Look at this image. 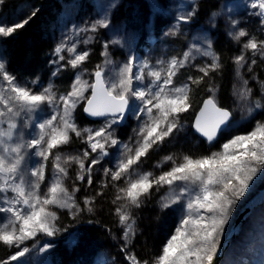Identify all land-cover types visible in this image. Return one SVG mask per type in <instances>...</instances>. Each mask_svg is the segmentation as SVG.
Listing matches in <instances>:
<instances>
[{
    "label": "snow or ice",
    "instance_id": "6c2138e0",
    "mask_svg": "<svg viewBox=\"0 0 264 264\" xmlns=\"http://www.w3.org/2000/svg\"><path fill=\"white\" fill-rule=\"evenodd\" d=\"M6 3L7 0H0V6ZM245 6L256 10L251 14L260 18L264 29V0H246ZM115 7V0L102 5L97 19L83 26L74 25L55 45L54 58L48 61L51 78L46 85L38 76L22 82L9 71L10 61L0 49V246L18 249L7 259H0V264H19V259L33 249L49 252L55 247L54 242L40 244V240L67 232L57 224L58 211L66 210L74 221L85 213L95 215L98 198L105 197L109 188L115 190L111 203L117 205L115 215L123 229L120 252L126 264H150L131 249L137 236L133 209L140 208L166 186L168 194L160 197L161 210L178 206L184 214L151 264H214L226 236L225 225L237 202L251 195L257 180L264 181V120H255L250 131L228 136L219 151L195 159L170 154L163 158L165 163L170 162L167 170L159 174L138 171L150 152L177 140L184 130L181 114L195 103L192 94H198L202 84L207 86L206 78L211 82L221 75L224 65L207 36L197 37L186 51L155 63L136 55L131 48L124 61H114L111 46L125 47L124 38L118 35L120 30L110 19ZM178 8L181 11L175 17L176 23L165 36L182 35L180 24L190 23L196 15L195 0H190V11H182L183 4ZM232 12L225 5L212 13L210 24L215 27L217 17L227 16L228 35L241 44L240 54L233 57L238 66L236 74L240 76V69L247 66L246 71L254 75L256 57L264 60V39L238 27L241 21L233 18ZM35 15L33 10L30 16L12 25L0 21V45ZM102 29L111 30L114 36L102 43L104 60L90 72L86 65L91 49L86 46ZM89 32L96 36L86 35ZM80 45L85 47L78 51ZM197 58L202 62L197 63ZM69 69L74 72V79L67 89L61 90L54 79ZM189 70L199 74L193 76ZM85 74L91 82L83 78ZM247 85L248 80H243L234 95L246 103L251 116L257 110L264 111V98L255 99ZM217 90L208 88L211 95L198 108L193 124L209 144L236 128L233 112L218 105ZM81 105L88 116L101 120L99 127L78 125L76 112ZM130 120L137 121L135 139L122 141L117 129ZM74 137L86 147L75 155L67 154L65 146L73 143ZM94 173H101L102 178L94 182ZM81 188L91 189L94 194L80 201L76 193ZM261 257L258 264H264V252Z\"/></svg>",
    "mask_w": 264,
    "mask_h": 264
},
{
    "label": "trees",
    "instance_id": "16d2710c",
    "mask_svg": "<svg viewBox=\"0 0 264 264\" xmlns=\"http://www.w3.org/2000/svg\"><path fill=\"white\" fill-rule=\"evenodd\" d=\"M67 1L70 0H31L33 6L32 11L36 10V15L32 17L23 29H19L12 37L6 38L5 42L0 45V49L7 54V59L10 61L8 66L9 71L16 74L21 81L25 79H35L38 76L40 82L43 84V81L51 78L52 68L48 61L54 58L52 56V49L57 44L56 35L59 31V26H63L65 21V19H63V7L64 3ZM234 1L232 5L228 6L235 8L240 16L241 23L239 26L247 28L250 34L253 32V34H255L254 36L258 39H264V29L261 28L259 23L260 18L252 15L251 12L249 13L243 0ZM222 2L223 0L198 1L196 3V15L194 16V18L197 19V23H199L198 26L211 17L212 13L222 10L224 6ZM115 3L116 7L111 9L110 17L115 22H124L126 26H133L141 31V44L138 46L139 49L144 47L148 53L153 49L156 58L165 60L173 55L182 53L181 50L179 53H172L176 49H173L169 45L171 37L164 35L165 28L168 24L165 10L167 5H165L164 0H158L157 6H153L151 0H117ZM151 9L153 10L152 19L150 18ZM16 10L21 12V6L19 7L16 5L15 11ZM5 16L9 20L10 13L5 14ZM159 26L161 30H159ZM147 30H149L148 35ZM227 33L226 22L217 17L216 26L213 27V33L210 37L213 41V47L221 56L224 68L220 77L216 76L211 82H207L206 78L207 86L202 84L198 90V94H192V98L195 100L193 108L183 114L186 115L188 121L193 122L198 108L201 107L204 99L211 95L208 88L214 86V81H218L219 87V90L216 91V100L222 106L231 109L232 102L229 92L233 84L232 58L233 52H236L237 49H235L232 42L229 41ZM160 37L164 38L161 45L158 44ZM96 48V51L90 55V61L87 63L90 67H94L97 63L103 61V56L100 53V46L98 47V45H96ZM248 55H251V53ZM253 68L254 75H257V82L251 80L250 85L253 86V90L256 91L255 99L260 100L264 98V63L257 59V64L254 65ZM188 74L195 76L199 73L195 70H189ZM73 79L74 72L69 69L63 71L58 78L54 79V82L61 90H65ZM193 109H196V111ZM233 114H235V112H233ZM263 114L264 111L260 110L258 117H261ZM76 117L80 123V127L81 125H97L101 122V120L97 121L88 118L83 111V105L77 108ZM130 124L135 126L132 120ZM245 126L244 128L248 129L249 125L246 124ZM122 129H127V127L120 125L119 130ZM227 134H225V136ZM75 139L74 137L73 143L65 148L73 146L75 144ZM179 139L185 140L184 149L191 147V144L194 145L193 142L196 143V146L200 145L197 149L202 150V154L199 156H197V154L190 155L192 158L210 154L211 147L214 145L210 147L206 139L193 132L191 126L187 130H183V134ZM188 151L190 150L184 152ZM204 151L205 153H203ZM99 178H102L101 173L94 175V182ZM65 182L67 185L69 184L68 181ZM69 191H71L70 185ZM93 194L94 192L91 189L85 191L81 188V191L76 193L78 196L76 197L78 200L80 199V201H82L84 196ZM157 194L158 193H154V195L144 203V207L142 205L138 208L140 211L137 215H140L141 219L136 218L137 229H139L140 226L142 229H146V232L142 234L137 233L136 238L132 241L131 249L139 258L150 254V250L153 249L155 251L159 250L160 254L161 248L166 243L167 239L174 233L178 225L177 217L174 215L173 210H161L160 199ZM114 195L115 190L111 188L106 190V196L98 198V207L95 215H81L78 218L81 220L77 219L74 221L71 214L66 210L58 211L60 219L57 221V224L58 226L66 228L67 232H61L55 238H43V241L51 240L55 244V247L49 251V254H55V260L53 258L54 262L52 261V264H91L93 260L98 261V257L101 253H110L109 249L113 250V247H120L119 244L123 242L120 236H118L116 241H112L111 231H109V229L112 231L117 230L114 228L117 222L113 216L116 205L111 203ZM156 201H158V205H156ZM89 220L94 222L89 223ZM248 223L249 221H247L246 224ZM157 224L158 235L155 234ZM165 228L167 229L164 232ZM169 228H171L169 236L164 240V234ZM163 240L164 242L162 244ZM100 241L105 243H101ZM99 243L103 244V246L100 247ZM118 251L122 256V263L126 264L123 254L120 252V248ZM57 258L59 259L58 261H56Z\"/></svg>",
    "mask_w": 264,
    "mask_h": 264
},
{
    "label": "rangeland",
    "instance_id": "374dc122",
    "mask_svg": "<svg viewBox=\"0 0 264 264\" xmlns=\"http://www.w3.org/2000/svg\"><path fill=\"white\" fill-rule=\"evenodd\" d=\"M117 0H115L116 2ZM166 7V16L168 18V24L165 28V32H167L172 26L176 23L175 17L178 14L181 9L178 8L179 4H183L184 8L182 11L187 12L190 11V0H164ZM201 0H195V4ZM244 3L246 4V0H243ZM110 2V0H70L64 3L63 7V19H65L63 26H59V31L57 32L56 35V41L57 43L60 42V40L63 37H66V35L72 30L73 26H83L85 22L91 23V21L97 19L100 14H101V6L102 5H107ZM235 1L234 0H223L222 4L225 5H232ZM151 3L153 6L158 5V0H151ZM16 5L19 7L21 6V12L18 10L15 11ZM223 6V8H224ZM229 7V6H228ZM230 8H232L230 6ZM33 6L31 0H7V3L3 6H0V21H3L6 25H12L18 21H22L23 19L27 18L32 11ZM232 17L235 19L240 20V16L238 15L237 11L235 8H232ZM249 13L254 12L256 10L254 9H249ZM252 10V11H251ZM221 11V10H220ZM10 13L9 20L5 16V14ZM153 17V10L151 9V14L150 18L152 19ZM112 24L116 26L118 30V35L122 36L125 40V47L120 48L119 46H111L110 50L112 52V59L116 62H122L125 60V58L128 55L129 48H131L136 55L140 57H146L149 60H151L153 63H155L156 60L159 58H156V54L154 50L152 49L149 53L148 51L142 47V49L138 48V46L141 44V31L138 30L137 28L133 26H126L124 22L121 21H113L112 18L110 17ZM221 20H224L227 24V31H230V27L227 23V16L225 15L223 18H220ZM199 23H197V19L193 17L192 21L188 24H180L181 32L182 35L177 36V37H171L169 41L170 47L173 49H176L172 53L176 54L179 53L180 50L182 52L187 50V46L190 43L196 42L197 37H204L207 36L212 40L210 35L213 33V27L210 24V17L202 23L200 26H198ZM241 27V26H239ZM248 27V26H247ZM251 28V27H249ZM159 30H161L159 26ZM149 33V30H147V35ZM82 36L85 34H81ZM86 35L89 36H96V34H93L91 32L87 33ZM253 34V32L251 33ZM114 33L111 30H100V33L98 36H96V39L94 40L93 43L87 45V48L91 49V54L96 51V45L98 47L100 46V53L102 52V43L105 40L113 38ZM227 36L229 38V41L232 42L233 47L237 49L236 52H233V57L237 56L240 54L241 50V44L236 43L227 33ZM157 39V38H156ZM164 38L160 37L158 44H162V40ZM247 38H242V41L246 40ZM81 47H85L83 45L78 46V51L80 50ZM90 54V55H91ZM206 59V58H204ZM256 59L261 60L259 57H256ZM104 60V57H103ZM197 63H201L202 59L197 58ZM224 62V61H223ZM262 63H264V60H261ZM101 62L97 64H101ZM96 64V65H97ZM232 70H233V75H232V81L233 84L231 86L229 96L231 98V111L235 112L233 114L234 121L236 122V128L233 133H228L226 136L223 135L221 136L217 141L213 142V144H210L211 151H219L221 150V145L222 143L228 138V136L232 134H237V133H243L250 131L252 128V125L255 120H264V114L261 115V117H258L259 111L253 112L251 116L247 114L246 111V103L242 100H239L237 95H234V91L237 89L241 88L243 85V80H248V87L252 89V95L255 98V93L256 91L253 90V86L250 85L251 80L254 82H257V75H253V73H249L246 71V67L243 69H240V76H237V68L238 66L233 63V58H232ZM95 65V66H96ZM91 72L92 70L95 69L94 67H90L86 65ZM72 71V70H71ZM75 75V74H74ZM220 77V75H219ZM84 79L89 80L91 82V77L88 76V74H85ZM49 80L43 81V84H47ZM23 82V81H22ZM59 87V86H58ZM219 90L218 87V81H214V86ZM60 88V87H59ZM87 95V93H86ZM215 99H216V93H215ZM184 113L181 114L182 117V122L184 124V130H187L190 126L192 127V130L194 133L196 131L193 128L194 124V119L193 122L188 121L186 115H183ZM196 116V115H195ZM76 121L78 125L80 126V123L76 117ZM98 121V120H97ZM131 121V120H130ZM130 121H127L126 124H124L127 129H122L119 130L117 129V135L122 141H128L129 137H132L133 140L135 139V135L133 132V129L137 128V121L132 120L135 124L131 125ZM101 123V122H100ZM100 123L97 125H92V126H85L81 125V127H99ZM248 124V129L244 128L246 127L245 125ZM122 125V124H121ZM93 127V128H95ZM183 132L179 135L177 140H175L173 143L166 145L165 147L161 148L159 151L156 152H150L149 158L146 160V162L143 164L142 167L138 169L139 172H148L151 171L154 174H159L163 170H167L169 167L170 162L165 163L163 161V158L167 155L170 154H175L176 157L182 159L183 155H193L197 154V156L202 154V150H198L197 148L200 147V145L196 146V143L191 144V147H188L184 149L185 145L184 143L185 140H180L179 138L182 136ZM225 136V137H224ZM191 139V138H190ZM205 139V138H204ZM209 144V143H208ZM66 147V146H65ZM86 147V145L82 144L79 140L75 139V144L73 146H69L64 149V152L67 154H77L79 152H82V150ZM186 150H190L188 152H184ZM205 153V151L203 152ZM195 159V158H194ZM179 162V159L177 160ZM160 164L162 165L160 168H157L156 165ZM107 166L111 167V164H108ZM75 168V165L73 166ZM70 176L73 175V172L70 170ZM97 173H94L96 175ZM67 185V183L65 182ZM262 186H264V181L257 180L256 181V186L253 189L251 195H246V197L241 198L239 202H237L235 208L233 209L232 216L229 220V223L225 225V232L226 235L233 225L236 216L240 210V208L246 203V201ZM43 190V186H42ZM168 190L167 186L165 188H162L160 192H158L157 196H159V199L161 196L167 195ZM77 196V195H76ZM115 196V195H114ZM78 197V196H77ZM80 200V199H79ZM156 205H158V201H156ZM117 206V205H116ZM144 207V204H143ZM164 210H169V209H164ZM174 211V215L177 217V222L178 224L180 223L181 217L183 216V211L178 207V206H173L172 209ZM140 210L138 209H133L134 215L136 218L141 219L140 215H137ZM86 214V213H85ZM82 214V215H85ZM92 215V214H91ZM113 216L115 217V221L117 222V225L114 227L117 230L111 231V238L112 241H116L118 236L121 237L123 229L119 225L118 217L115 215V210L113 211ZM81 220V219H78ZM249 223L245 224L243 226V231L242 234L239 235V237L233 241L231 244V247L227 251L224 259L221 261L220 264H241L242 261H247L249 264H258L260 261L261 253L264 252V204L259 207L254 214L250 217L248 220ZM86 222V221H84ZM147 225V224H146ZM178 226V225H177ZM167 228L164 229V232ZM170 229L164 234V240H166L169 236ZM146 232V229H142L139 226V229H137V233L142 234ZM158 232V224L156 225L155 228V234ZM163 232V233H164ZM174 234V233H173ZM225 238V237H224ZM223 238V239H224ZM46 239V238H45ZM222 239V240H223ZM162 241V244L164 242ZM221 240V242H222ZM248 240V241H247ZM47 240L43 241V239L40 240V244H43ZM101 243H105L103 241H100ZM238 242V243H237ZM99 243V246L102 247L103 244ZM123 242H121L119 245H121ZM29 247H31L32 242L29 241L27 242ZM101 244V245H100ZM161 244V246H162ZM23 247V245L21 246ZM120 248V247H119ZM118 247H113V250L109 249L110 253H101L98 257V261L93 260L91 264H104L105 261L108 262V264H123L122 263V256L119 254V249ZM242 248V249H241ZM160 249V248H159ZM15 251H18V249L15 248H7L6 246H0V259H7L10 255L14 254ZM106 251V250H104ZM159 255V250L155 251L150 250V254L144 255L142 259H148L151 264L152 258L155 256ZM55 260V254H49L47 253H39L36 249H33L30 253L26 254L24 257H21L19 259V264H52V261L54 262ZM59 259L57 258L56 261ZM11 264H18L17 261H12Z\"/></svg>",
    "mask_w": 264,
    "mask_h": 264
},
{
    "label": "water",
    "instance_id": "95a60500",
    "mask_svg": "<svg viewBox=\"0 0 264 264\" xmlns=\"http://www.w3.org/2000/svg\"><path fill=\"white\" fill-rule=\"evenodd\" d=\"M208 98L209 97H206L205 100L208 99ZM218 105H220V104L218 103ZM220 106H222V105H220ZM222 107H224L226 109H229L228 107H225V106H222ZM229 110H231V109H229ZM196 115H198V112H197ZM90 118L98 119V118H94V117H90ZM194 121H195V119H194ZM198 135L201 136L200 134H198ZM263 204H264V186L259 188L246 201V203L240 208L233 225L231 226V228L229 229L227 235L225 236V238L221 242L222 250L219 252L217 261L214 262V264H220L222 259L225 257L226 252L229 249L232 241H234L242 233L243 225H245V223L247 222L248 218H250V216L255 212V210L257 208H259L260 206H262Z\"/></svg>",
    "mask_w": 264,
    "mask_h": 264
},
{
    "label": "bare ground",
    "instance_id": "6f19581e",
    "mask_svg": "<svg viewBox=\"0 0 264 264\" xmlns=\"http://www.w3.org/2000/svg\"><path fill=\"white\" fill-rule=\"evenodd\" d=\"M250 217H251V216H250ZM248 219H249V218H248ZM247 221H248V220H247ZM246 223H247V222H246ZM246 223H245V224H246ZM241 234H242V233H241ZM241 234H240V235H241ZM238 237H239V236H238ZM247 241H248V240H247ZM237 243H238V242H237ZM241 249H242V248H241ZM84 258H85V257H84ZM85 260H86V259H85ZM59 262H60V261H59ZM61 262H62V261H61ZM88 262H89V261H88ZM86 263H87V262H86ZM62 264H63V263H62Z\"/></svg>",
    "mask_w": 264,
    "mask_h": 264
}]
</instances>
